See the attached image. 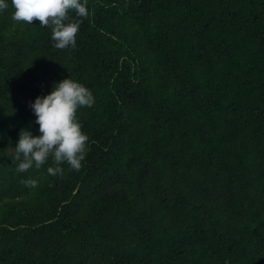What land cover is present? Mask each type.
Segmentation results:
<instances>
[{
    "label": "trees",
    "instance_id": "obj_1",
    "mask_svg": "<svg viewBox=\"0 0 264 264\" xmlns=\"http://www.w3.org/2000/svg\"><path fill=\"white\" fill-rule=\"evenodd\" d=\"M7 2L0 264H264V0H87L74 49ZM68 76L95 97L81 168L17 172L29 102Z\"/></svg>",
    "mask_w": 264,
    "mask_h": 264
},
{
    "label": "clouds",
    "instance_id": "obj_2",
    "mask_svg": "<svg viewBox=\"0 0 264 264\" xmlns=\"http://www.w3.org/2000/svg\"><path fill=\"white\" fill-rule=\"evenodd\" d=\"M9 7L7 0H0V12ZM12 19L51 28L53 46L57 49L76 48V34L83 18L89 16L87 0H11ZM74 13V16L70 15ZM95 97L84 84L69 76L54 82L45 95H37L29 102L38 125V135L26 128L18 133L13 147L17 172L24 173L35 167L44 166L49 157L53 166L47 167L49 175L63 173L62 164L67 163L73 170L81 168L85 158L89 137L82 131L77 119V110L92 107ZM26 186L36 187L37 181H24Z\"/></svg>",
    "mask_w": 264,
    "mask_h": 264
}]
</instances>
